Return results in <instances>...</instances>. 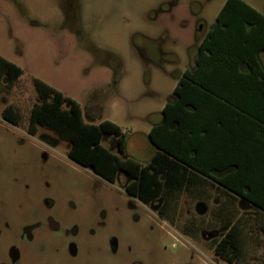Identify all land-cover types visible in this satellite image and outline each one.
Masks as SVG:
<instances>
[{
  "label": "rangeland",
  "instance_id": "374dc122",
  "mask_svg": "<svg viewBox=\"0 0 264 264\" xmlns=\"http://www.w3.org/2000/svg\"><path fill=\"white\" fill-rule=\"evenodd\" d=\"M244 1L264 13V0ZM225 2L0 0V55L24 70L13 84H0V109L12 104L21 119L19 126L0 121V264H236L192 229L199 192L181 193L165 215L152 212L126 192V175L109 182L72 160L69 143L53 131L28 133L30 111L40 101L38 78L79 101L87 122L120 125L128 134L127 155L148 163L155 152L148 132L194 63L203 35L198 25L211 28ZM42 135L56 145L46 146ZM114 140L106 135L103 144L116 152ZM45 199L55 202L64 227H41L30 240L24 227L39 219ZM232 211L243 213L237 205ZM245 221L253 235L236 262L264 264L261 219L249 214ZM71 223H79L76 236L65 233ZM12 246L20 250L16 262Z\"/></svg>",
  "mask_w": 264,
  "mask_h": 264
},
{
  "label": "trees",
  "instance_id": "16d2710c",
  "mask_svg": "<svg viewBox=\"0 0 264 264\" xmlns=\"http://www.w3.org/2000/svg\"><path fill=\"white\" fill-rule=\"evenodd\" d=\"M262 53L264 13L244 0H226L197 46L193 67L179 77L162 120L148 133L155 152L146 164L127 155L128 134L120 125L87 122L79 101L38 78L33 81L40 101L30 111L28 130L53 131L69 143L72 160L109 182L126 175L128 194L145 204L163 201L165 213L181 193L198 194L209 179L264 211ZM23 73L0 55V84H13ZM8 112L13 114L12 106L5 117ZM106 135L115 137L116 152L103 144ZM228 236L216 253L237 264L247 235L236 223Z\"/></svg>",
  "mask_w": 264,
  "mask_h": 264
},
{
  "label": "flooded vegetation",
  "instance_id": "af4514ba",
  "mask_svg": "<svg viewBox=\"0 0 264 264\" xmlns=\"http://www.w3.org/2000/svg\"><path fill=\"white\" fill-rule=\"evenodd\" d=\"M204 26L205 25L203 24V22H200L198 25V31L200 30V32H202L203 34L200 37L199 43L204 39V37L206 36L207 32L210 29L208 28L206 31H204ZM194 62H195V58H194ZM193 65L191 67H193ZM10 106L13 107L14 112L13 114L8 112L7 117H5L4 113L6 109ZM0 121H3L4 123L6 122L10 125L19 126L21 124V119H20V113L17 110L16 106L12 104L4 105L0 109ZM28 133L29 135L30 134L34 135V133H31V131H28ZM40 137L43 138L46 146L53 147L56 145V141L53 138L51 137L49 138L47 135H42ZM43 157L48 158L47 152H44ZM213 190L217 192L219 191L216 197H211L210 195V192H212ZM198 192L201 197L195 204V211L197 213V217L199 221H195V222L191 221L190 224L192 226V229L194 228L195 231L200 232L201 237L205 241H211L214 244L213 247L215 253L218 245L223 243L225 238L229 237L228 236L229 231L232 226L236 225V223L238 224V228L241 230L244 236H246L249 233L251 236L253 235V232L252 231L248 232L246 228L248 226L245 221L246 215L254 214V216H256L258 219H261V222H259V224L256 225L259 228L260 232L264 234V231L262 230L264 225V214H263L264 211L255 204L243 198H238V199L232 198L227 188H225L220 184L215 183L212 179H209L208 181H206V183L200 185ZM219 195H221V197ZM142 204L145 205L147 208L151 209L152 212H157L161 215H165V211L163 210L164 208L163 201L161 200L154 201L150 204H145L142 202ZM130 205L132 208L136 207L135 203L133 202H131ZM235 205H237L238 208L243 211L242 214H238V215L234 214L232 208H235ZM55 207L56 204L54 201L49 199L44 200V206L37 211V214L39 215V219L35 220L34 222L24 227V232L30 240L34 239L35 237L34 232L39 230V228L41 227L46 226L52 231H60L61 229H63L64 227L63 224L60 221H58L56 216L54 215ZM231 218H232V223L230 225ZM68 225L69 228L64 229L66 235L76 236L79 234L80 232L79 223L77 224L71 223ZM112 245H113V249L116 250L118 245L116 239H113ZM68 247H69L68 249L69 253L72 256H76L78 253L77 244L74 241H71ZM20 256H21L20 250L16 246H12L10 250L11 259L14 262H16L20 259Z\"/></svg>",
  "mask_w": 264,
  "mask_h": 264
},
{
  "label": "crops",
  "instance_id": "0c3cea01",
  "mask_svg": "<svg viewBox=\"0 0 264 264\" xmlns=\"http://www.w3.org/2000/svg\"><path fill=\"white\" fill-rule=\"evenodd\" d=\"M261 59H262V61H263V64H264V53H262V55H261ZM151 129V128H150ZM149 133V132H148Z\"/></svg>",
  "mask_w": 264,
  "mask_h": 264
}]
</instances>
